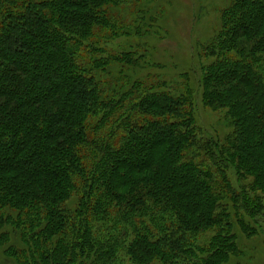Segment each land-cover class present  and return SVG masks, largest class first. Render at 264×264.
Returning <instances> with one entry per match:
<instances>
[{
    "label": "trees",
    "instance_id": "trees-1",
    "mask_svg": "<svg viewBox=\"0 0 264 264\" xmlns=\"http://www.w3.org/2000/svg\"><path fill=\"white\" fill-rule=\"evenodd\" d=\"M120 1L0 0V264H229L236 223L259 230L264 0H233L201 49L224 141L188 75L146 83L102 44Z\"/></svg>",
    "mask_w": 264,
    "mask_h": 264
},
{
    "label": "rangeland",
    "instance_id": "rangeland-1",
    "mask_svg": "<svg viewBox=\"0 0 264 264\" xmlns=\"http://www.w3.org/2000/svg\"><path fill=\"white\" fill-rule=\"evenodd\" d=\"M232 2L123 0L110 5V8L112 15L124 24L126 33L117 39L101 38L102 44L116 53L132 51L134 57H141L136 65L130 66L133 78L146 83L158 80L181 83L183 76L188 75L190 85L197 88L198 123L206 134L220 137L223 141L231 130L225 111H213L201 100L202 63L206 61L201 49L221 30L223 14ZM229 172L235 183L240 185L235 169ZM261 224L256 234L247 236L236 223L241 252L232 256L229 264H264V214ZM207 235L210 237L211 233ZM0 260H5L2 248Z\"/></svg>",
    "mask_w": 264,
    "mask_h": 264
}]
</instances>
